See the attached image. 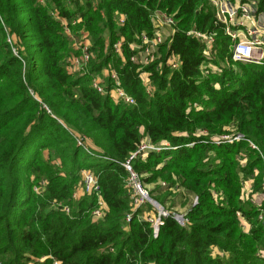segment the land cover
<instances>
[{"label": "trees", "instance_id": "16d2710c", "mask_svg": "<svg viewBox=\"0 0 264 264\" xmlns=\"http://www.w3.org/2000/svg\"><path fill=\"white\" fill-rule=\"evenodd\" d=\"M53 2L56 7L48 8L40 0H0V264H25L41 256L51 264H264V202L257 207L242 196L245 184H251V194L262 185L264 64L238 62L202 76L204 45L190 30H218L220 54L231 57L230 39L215 23L209 0H100L94 8L87 1L85 11L78 9L77 0L74 11L62 0ZM259 9L264 13V0ZM155 10L173 17V35L160 46V52L166 49L162 65L157 60L143 67L132 61L130 44L142 32L152 34ZM60 19L80 20L73 32L90 35L92 59L82 76L68 72L64 64L60 33L65 46L73 47ZM118 41L122 62L111 70L135 98L134 105L92 87L98 71L110 65L111 54L104 53L107 42L113 48ZM22 45L31 53L25 61ZM174 57L181 62L178 69L168 65ZM145 72L151 92L141 76ZM231 124L227 133H241L245 140L213 143ZM200 127L210 134L197 135ZM74 136L86 137L88 146L105 158L92 161ZM143 140L166 141L172 148L149 152L146 158L139 154L132 168L145 188L155 177L176 179L182 189L176 198L161 186L148 189L167 210L184 198L187 210L180 212L189 219L182 227L167 218L157 237L151 224L139 219L149 206L138 208L128 225L124 221L133 207L129 174L121 163ZM43 149L61 164L99 178L108 207L103 220L90 214L93 196L72 198L82 185L81 174L45 161ZM22 174L38 184L46 179L44 193L36 194L33 184L26 188ZM212 248L222 256L215 258ZM12 255L13 261L7 258Z\"/></svg>", "mask_w": 264, "mask_h": 264}, {"label": "built area", "instance_id": "2783aa9c", "mask_svg": "<svg viewBox=\"0 0 264 264\" xmlns=\"http://www.w3.org/2000/svg\"><path fill=\"white\" fill-rule=\"evenodd\" d=\"M44 3V0H40ZM213 5L220 8V12L216 15L223 22V30L226 37L230 39L231 44V55L235 62H245L263 65L264 64V13L259 9V0H209ZM159 13V12H157ZM63 24V29L66 35L69 36L72 47L79 54L78 56H71L67 61V68L76 71L82 70L87 71L89 63L92 59V42L90 40V35L88 32L82 30L74 33L72 26H75L78 21H72L69 23L65 19H60ZM125 21V16L121 15L119 17V23L123 24ZM154 31L152 34L142 32L139 36L137 42L130 44L133 50V55L131 57L133 62L138 63L141 66H147L153 62L154 59H158L160 46L169 39L173 32L172 26L175 24L172 16L163 13L162 16L156 15V18H152ZM193 31L188 32L192 34ZM218 32L198 34L203 42L206 44L207 48L205 54H210L211 46L208 43L215 42L218 37ZM194 35V34H192ZM121 41H118L114 48L119 51L121 50ZM213 53V52H212ZM169 65L171 68H180L181 62L179 58L174 57L170 60ZM202 76L206 77L210 73H220L221 68L215 67L210 64V62L205 61L200 67ZM108 80L104 83L99 77L93 78L92 87L99 93L103 95H110L114 100L122 102L127 105H134L135 98L131 96L121 85V81L118 77L117 72L111 70L108 74ZM110 79V81H109ZM147 92H151L152 87L144 81ZM217 87V86H216ZM194 106H197L195 103ZM64 127H66L64 125ZM235 134V133H234ZM225 135V134H224ZM220 135L219 137L213 138L212 142L216 145L222 144V142L233 143L234 141L245 140L241 133H236L234 136ZM78 146L82 147L84 150H88V139L82 136H75ZM253 149H257V146L250 142ZM193 145V143L189 144ZM166 148V144L161 142L159 144H154L149 140H143L140 143L137 151L134 152L125 162L121 165L128 171L127 186L130 189V201L132 203V211L126 214L125 224L128 225L133 217V214L138 208L146 206L147 202L152 203V199L149 197L148 192L143 188L141 184V178L136 171L133 170L131 161L138 156L140 153L147 151L159 152ZM171 149V148H170ZM102 158H105L102 156ZM83 183L79 190L74 192L72 198L76 201L80 199L81 196L88 194L95 198V206L90 211L91 216L95 220H103L108 211V207L102 197V187L99 178L91 171L83 169L81 171ZM38 192V189L35 188ZM251 186L245 184L243 189V198L248 199L252 204L260 207L264 202V172L262 177L261 190L257 193L251 194ZM151 205V204H150ZM158 210V216H150L144 212V215H139V219H144L148 222L154 223V237L157 236L160 226L163 224L165 217L169 215V212L164 211L162 205L153 204ZM64 211L70 214V208L68 206L64 207ZM237 215L242 219V223L246 230H248V225L246 221L242 218L240 212ZM175 220L182 226L187 227L189 219L185 214H178L174 217ZM262 219V215L259 217ZM187 224V225H186ZM54 264H60L59 262H54Z\"/></svg>", "mask_w": 264, "mask_h": 264}, {"label": "rangeland", "instance_id": "374dc122", "mask_svg": "<svg viewBox=\"0 0 264 264\" xmlns=\"http://www.w3.org/2000/svg\"><path fill=\"white\" fill-rule=\"evenodd\" d=\"M73 1L74 0H62V2H63V5H64V7L66 8V9H68V10H72V11H74V10H76V7H75V3H73ZM79 3H80V6L78 7V9H82V11H85L86 10V2L87 1H91L92 3V7L94 8V7H98L97 5L100 3V0H77ZM41 2V1H40ZM44 3L45 4H47L48 5V8H53V7H56L55 5L56 4H54V2H53V0H44ZM212 10H213V12H214V19H215V23L217 24V25H219V27L220 28H222L223 27V22H222V20L220 19V18H218L217 17V15H216V12L217 13H219L220 12V8L218 7V6H216V5H213L212 4ZM157 12H159V11H157V10H155V11H153L152 13V17L151 18H156V15H159V16H162L163 15V12H159V13H157ZM114 19L115 20H117V17L116 16H114ZM22 20L23 21H25L26 20V18L24 17V18H22ZM174 29H175V27H174ZM169 31L170 32H173L171 29H169ZM191 31H193V30H190L189 32H191ZM218 30H215V31H211V32H209V33H213V32H217ZM206 33H208V32H202V31H197V30H194L193 32H192V34H194V36L196 37V38H198L202 43H203V45H204V51H203V54H204V56L206 57V61L207 62H210V64L211 65H213V66H215V67H218V68H221V66L222 67H225V66H231L232 64H235V63H237V62H235L233 59H232V55H230L231 57H230V59H228V57L226 56L225 58H223L222 56H221V54H220V50H221V48H222V46L221 45H216V43L215 42H212V43H208L210 46H211V48H210V54L209 55H207V54H205V51H206V48H207V46H206V44L202 41L203 39L201 38V37H199L198 36V34H206ZM58 40H60V42H59V44H60V46H62L61 47V52L63 53V59H64V64H65V66H66V69L68 70V72H71V73H73L76 77H78V76H82V75H84V74H86L85 72L86 71H82V70H76V71H73V70H71V69H69V68H67V61L70 59V57L71 56H78L79 54L77 53V51L73 48V49H68V47L67 46H65V44H64V40H63V36L61 35V33H60V37L58 38ZM107 41H108V39H107ZM227 43V42H226ZM227 48L229 49V51L231 50V44H229L228 46H227ZM29 47L28 46H25V45H22V47L20 48V51H21V55H22V58L24 59V61L26 60V59H28V58H30V51H29ZM111 49V50H110ZM165 52H166V49L165 50H163L162 52H160V59H154L153 60V62H157V60H158V62H157V64H159L160 63V65H162L161 63H162V61H163V58H162V55L163 54H165ZM213 52V53H212ZM15 53H17V52H15ZM104 53H110L111 54V57H110V65L109 66H107L105 69H107V70H111L112 68L113 69H116V67H114V64H119V63H121L122 62V58H121V53H122V51L121 50H119V51H117L116 49H114V47L112 48L110 45H108V42H107V44H106V46H105V49H104ZM231 54V53H230ZM66 55V56H65ZM97 57H98V55H97V53L95 54L94 53V62L95 61H97L98 59H97ZM180 61V60H179ZM152 62V63H153ZM233 62V63H232ZM39 64H42V61L39 63ZM168 65H169V63H168ZM157 66V65H156ZM236 66V65H235ZM143 67H145V66H143ZM100 70V71H98V75L99 76H95L94 78H96V77H99L104 83L108 80V72L106 71V70ZM142 78H143V80L144 81H146L147 82V84H149L151 87H152V83L149 81V73H143L142 75ZM217 87H218V85H217ZM62 124V123H61ZM66 126V125H65ZM234 125H228V126H226L225 128H224V132H222V133H217V135L215 136V137H213V138H216V137H219L220 135H224V136H226V135H229V136H234L235 134L233 133V131H231V132H229V133H227L228 131H230V130H232ZM63 127H64V125H63ZM65 128H67V126L65 127ZM202 127H200L199 129H197L195 132L197 133V135H207V132L210 134V131L208 130V129H201ZM212 134V133H211ZM197 135H194V134H192V136H194V138L195 137H197ZM80 137V136H79ZM74 138H75V136H74ZM235 142H239V141H234L233 143H235ZM163 143H165L166 144V148L164 149V150H170V148H172L171 146H170V144L168 143V142H163ZM223 143H228V142H222V144ZM77 144V143H76ZM140 146V145H139ZM90 149V152H88L87 151V155L89 156V157H91L92 159V161H95L96 162V160L98 161V159H101L102 158V155H100V152L99 151H96L95 149L94 150H92L93 148H90L89 146H88V150ZM149 152H153V151H147V152H144V153H140V155H141V157L142 158H146V156L149 154ZM160 152V151H159ZM41 157L45 160V161H49V162H51L52 164L54 163L55 165H57V166H64L63 168H62V170H70L71 172L73 171V172H75L76 170L78 171V174H81V171H79L80 169H77L78 167H75L73 164H66V165H64V164H61V162L55 157V156H51L50 155V152H48L46 149H43L42 151H41ZM244 161V160H243ZM244 163H245V161H244ZM243 163V164H244ZM134 170V169H133ZM128 172V171H127ZM21 181H22V184H25L26 185V188H27V184H29V185H31V184H33V185H35L34 186V192L36 191L35 190V188H37L38 189V192L36 193V194H38V195H41V194H43L44 193V191L46 190V187H47V184H48V181L46 180V179H42L41 181H40V183L38 184L37 183V181L35 180V178L32 176V177H30V175H27V174H22L21 175ZM81 181H82V183H83V178H82V174H81ZM141 184H142V186H143V188L148 192V194H149V197L152 199V202H153V204H158V205H161L156 199H154L152 196H151V194H150V191H149V189L148 188H154V187H164V188H167L170 192L171 191H174V194H173V198H176V196H178L180 193H181V190L182 189H179L177 186H178V182H177V180L176 179H171V177H155V179H153V180H151L150 181V183H149V185H148V187H146L145 188V186H144V184H143V182H142V180H141ZM248 184V186H251V184L250 183H247ZM172 185H174L173 187H172ZM130 190V189H129ZM183 199L184 198H182V197H180V199L178 198L177 200H176V204H177V208L176 209H172V210H167V208H165L164 207V211L165 212H169V215L167 216V217H165L164 219H162L163 220V224L160 226V228L165 224V220L167 219V218H173L174 220H175V218L174 217H176V215H178V214H184L183 212L184 211H186L187 210V208L186 207H184L183 206V204H184V201H183ZM197 202H198V198H196L195 200H194V203H193V206H195L196 204H197ZM151 204V205H150ZM152 203H149V202H147L145 205L146 206H149V208H150V210L148 211V212H146L147 214H150V216H155V219L154 220H156V218H157V216H158V210H157V208H156V206L155 205H153ZM192 206V207H193ZM56 206H53L52 208L54 209ZM191 207V208H192ZM191 208H189V203H188V209L190 210ZM175 210H177V211H175ZM180 211H183V212H180ZM178 212H180V213H178ZM186 214V213H185ZM187 215V214H186ZM106 217V216H105ZM176 221V220H175ZM100 222H102V221H100ZM146 222H148V221H146ZM177 222V221H176ZM149 224H151V226H152V230H153V233H154V223H152V222H148ZM178 223V222H177ZM179 224V223H178ZM180 225V224H179ZM187 225V224H186ZM181 226V225H180ZM160 228H159V231H160ZM128 228H126V232H128V230H127ZM159 231H158V234H157V236L159 235ZM153 236H154V234H153ZM156 236V237H157ZM212 252H213V256L215 257V258H217V257H219L220 255L222 256V254H219V251H218V248H212ZM217 255H219V256H217ZM7 258H9V260H12L13 261V255L12 256H7ZM221 258V257H220ZM55 262V261H54ZM56 262H58V261H56ZM14 264H21V262L19 261V263H18V260H16L15 262H14ZM25 264H51L50 262H48V258H46V257H44V256H41V257H37V258H35L34 257V259H32L31 261H29L28 263H25ZM54 264V263H53Z\"/></svg>", "mask_w": 264, "mask_h": 264}, {"label": "water", "instance_id": "95a60500", "mask_svg": "<svg viewBox=\"0 0 264 264\" xmlns=\"http://www.w3.org/2000/svg\"><path fill=\"white\" fill-rule=\"evenodd\" d=\"M186 214H187V213H186ZM186 214H185V215H186Z\"/></svg>", "mask_w": 264, "mask_h": 264}]
</instances>
